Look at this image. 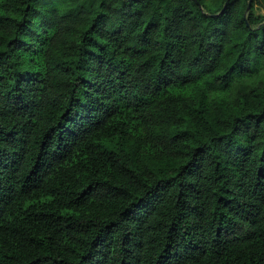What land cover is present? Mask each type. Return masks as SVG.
Listing matches in <instances>:
<instances>
[{"label": "trees", "instance_id": "obj_1", "mask_svg": "<svg viewBox=\"0 0 264 264\" xmlns=\"http://www.w3.org/2000/svg\"><path fill=\"white\" fill-rule=\"evenodd\" d=\"M247 3L0 0V264H264Z\"/></svg>", "mask_w": 264, "mask_h": 264}, {"label": "rangeland", "instance_id": "obj_2", "mask_svg": "<svg viewBox=\"0 0 264 264\" xmlns=\"http://www.w3.org/2000/svg\"><path fill=\"white\" fill-rule=\"evenodd\" d=\"M254 12L256 14H264V8L260 5H255Z\"/></svg>", "mask_w": 264, "mask_h": 264}, {"label": "water", "instance_id": "obj_3", "mask_svg": "<svg viewBox=\"0 0 264 264\" xmlns=\"http://www.w3.org/2000/svg\"><path fill=\"white\" fill-rule=\"evenodd\" d=\"M227 2V1H226ZM250 5H251V0H248V3H247V10L250 9ZM246 17V16H245Z\"/></svg>", "mask_w": 264, "mask_h": 264}]
</instances>
